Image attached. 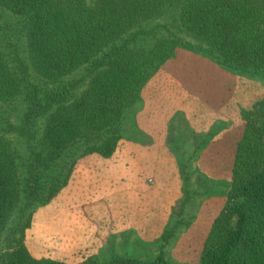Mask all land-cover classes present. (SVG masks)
Returning a JSON list of instances; mask_svg holds the SVG:
<instances>
[{
	"label": "trees",
	"instance_id": "1",
	"mask_svg": "<svg viewBox=\"0 0 264 264\" xmlns=\"http://www.w3.org/2000/svg\"><path fill=\"white\" fill-rule=\"evenodd\" d=\"M171 6L175 29L161 24ZM176 46L236 73L264 70V0H0V264H69L31 254L33 212L67 184L79 157L110 156L128 128L139 132L141 89ZM242 116L226 200L199 264H264V98ZM177 150L182 195L156 255L78 264H181L167 247L194 220L197 195L217 192Z\"/></svg>",
	"mask_w": 264,
	"mask_h": 264
},
{
	"label": "rangeland",
	"instance_id": "2",
	"mask_svg": "<svg viewBox=\"0 0 264 264\" xmlns=\"http://www.w3.org/2000/svg\"><path fill=\"white\" fill-rule=\"evenodd\" d=\"M172 7H169V13H167L170 17L164 13L166 11H162L161 24L175 29L180 25L176 24L177 21L171 17ZM160 29L165 28L160 26ZM150 79L151 84L162 86L169 91H178L163 95V101L167 104L165 110L172 113L166 122L164 143L166 151L176 162L180 178L178 183L180 195L171 204L162 229H158L157 220L154 218L149 219L148 225L135 224L139 218L140 199L137 200V203H131L130 198L124 199L119 193L112 197L110 207H116L118 211L111 223L107 219L103 220L94 216L92 210L87 208L89 200H97L94 195L92 196L91 190H88L89 194L85 192L83 197L80 194L77 198L73 197L74 194L72 192L70 194L66 187L70 184V178L80 180V178H76L77 170H75L80 166V164L77 166L78 163L86 162L84 160H88L86 163H96L97 159L108 157L114 160L120 159L126 153H133L137 149V145L152 143L151 135L146 133L136 120L137 114L144 106V99L140 92V101L133 112L139 132L136 133L132 128H128L126 136L119 139L110 156L105 157L91 152L79 157L67 184L48 203L35 208L31 224L25 231V244L33 256L61 259L69 264H78L90 255H97L100 260L112 258L116 254L152 259L157 253L158 239L168 222L171 207L182 195L183 181L176 159V151L181 149L184 152V157H189L192 170L196 166L213 179V189L217 194L206 198L197 195L199 202L196 201V216L188 228L168 245L167 255L181 264H199L203 241L213 219L226 200L225 191L231 181L236 145L241 139L245 127L242 114L250 110L255 102L264 98V70L249 71L247 74L236 73L218 65L197 51L176 46L174 53L160 65ZM184 81H188V85H184ZM180 107H185L187 111L195 114L208 115L226 108L224 110L229 114V122L233 123L230 127V145H207L213 136L212 128L207 129L208 126H205L201 130L194 129L186 120V111ZM233 114H237L239 117V126L236 121L237 116H233ZM232 117L235 120H232ZM240 119L243 120L242 125H240ZM208 132L210 134L203 138ZM86 168L94 170L98 167L86 166ZM96 173L101 174V171L91 174L95 175ZM91 174L89 173L90 176ZM149 176H151L150 173L145 178L147 184L143 186L150 193L145 201H148L149 209L153 210L157 205L153 193L162 194L161 189L164 187V183L158 175L152 176L154 179L148 178ZM101 178L103 179L102 174ZM194 178H196L195 175ZM71 183L72 185L78 184ZM156 189H159L160 192ZM129 205L132 207L131 215H127ZM60 216L73 217V219L78 217L79 220L73 221L75 224L80 221L77 224L79 226L71 228L70 225L73 222L63 223L59 219ZM164 216L166 215L164 214ZM129 219L134 221L133 224H130ZM64 226L65 229H62Z\"/></svg>",
	"mask_w": 264,
	"mask_h": 264
},
{
	"label": "crops",
	"instance_id": "3",
	"mask_svg": "<svg viewBox=\"0 0 264 264\" xmlns=\"http://www.w3.org/2000/svg\"><path fill=\"white\" fill-rule=\"evenodd\" d=\"M193 81L194 79L192 82ZM187 83L188 81H184L183 84L188 85ZM141 92L144 99V106L137 114L136 120L139 126L146 131V133L151 135L152 143L149 145L139 144L133 153H126L120 159L114 160L108 157L97 159L96 163H86L88 160H84L86 161L84 163H78L77 166H79V164L80 166L75 170H77L76 178H80V180L70 178V184L66 185V187H68L69 193L71 194L72 192V194H74L73 197L77 198H79L80 194L83 197L85 192L89 194L88 190H91L93 193L92 196L94 195L97 200H89L87 208L92 210L94 216H98L103 220L107 219L108 222L110 221L111 223V220L115 219V215L118 211L116 207H110V200L112 197L119 193L124 199L130 198L131 203H137V200L140 199V209L138 208L139 218L135 221V224L139 226L147 223L149 224V219L154 218L157 220L158 229H162L171 204L180 195L178 184L180 178L176 162L166 151L164 143L166 122L172 113L165 110L167 104L163 101V95L169 93L173 94L178 91H169L162 86L151 84L150 79L143 86ZM181 108L186 111V120H188V123L194 129L201 130L205 126H208L207 129L212 128L213 136L208 141L207 145H230V127L233 123L230 124L229 114L224 110L227 108V105L226 108H222V110L209 115L204 113L195 114L187 111L185 107H180V109ZM233 116H237V114H233ZM232 120H235V118ZM211 121L213 122L211 123ZM236 121L239 126L238 116L236 117ZM240 122V125H242L243 120ZM86 166L98 168L89 170ZM99 171H101L103 179L99 173L95 175L91 174L92 172ZM148 173L151 175L148 178L154 179L152 176L158 175L164 183V187L161 189L162 194L158 195L157 193H153L154 200L157 202L153 210L149 209L148 201H145V198L150 195L148 189H145L143 186L147 184L145 183V178ZM71 182L78 184L72 185ZM156 190L160 192L159 189ZM108 202L109 204H107ZM143 206L144 208H142ZM131 213L132 207L129 205L127 215H131ZM164 214L166 216L163 217ZM77 218H64V216H60L59 219L62 220L63 223L73 222L70 227L76 228V225L79 224L80 221L75 224L73 220H79ZM129 220L130 224H133L134 221L131 219ZM62 229H65V226Z\"/></svg>",
	"mask_w": 264,
	"mask_h": 264
}]
</instances>
